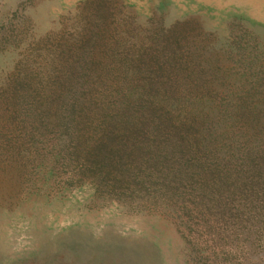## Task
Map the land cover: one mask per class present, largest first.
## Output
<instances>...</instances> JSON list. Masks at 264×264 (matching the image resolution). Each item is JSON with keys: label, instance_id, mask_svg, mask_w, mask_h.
Segmentation results:
<instances>
[{"label": "rangeland", "instance_id": "374dc122", "mask_svg": "<svg viewBox=\"0 0 264 264\" xmlns=\"http://www.w3.org/2000/svg\"><path fill=\"white\" fill-rule=\"evenodd\" d=\"M0 264H264V0H0Z\"/></svg>", "mask_w": 264, "mask_h": 264}, {"label": "trees", "instance_id": "16d2710c", "mask_svg": "<svg viewBox=\"0 0 264 264\" xmlns=\"http://www.w3.org/2000/svg\"><path fill=\"white\" fill-rule=\"evenodd\" d=\"M192 124V123H191ZM172 132L171 131H169V130H164V135L166 136L165 138L167 139V138H171L172 137V134H171ZM196 137V136H195ZM192 142H190L191 144H192V146H193V149H199L200 148V146H198V142H200V139L199 138H195L194 140H191ZM198 141V142H197Z\"/></svg>", "mask_w": 264, "mask_h": 264}]
</instances>
